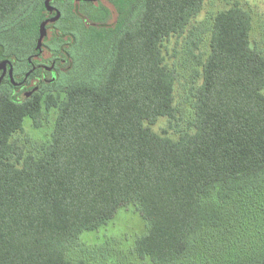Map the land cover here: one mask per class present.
I'll return each mask as SVG.
<instances>
[{
	"label": "trees",
	"instance_id": "trees-1",
	"mask_svg": "<svg viewBox=\"0 0 264 264\" xmlns=\"http://www.w3.org/2000/svg\"><path fill=\"white\" fill-rule=\"evenodd\" d=\"M32 1L0 0V33L21 36L31 18L16 17ZM135 1H119L114 30L94 32L100 57L63 94H0V264H79L69 252L81 235L129 203L149 222L135 248L151 264H264V248L238 231L246 199L264 192V51L252 14L237 2L218 11L205 49L189 33L182 51L200 81L173 137L152 128L178 112L180 73L163 42L205 0ZM44 107L57 114L35 153L16 133L27 118L40 127Z\"/></svg>",
	"mask_w": 264,
	"mask_h": 264
},
{
	"label": "rangeland",
	"instance_id": "rangeland-1",
	"mask_svg": "<svg viewBox=\"0 0 264 264\" xmlns=\"http://www.w3.org/2000/svg\"><path fill=\"white\" fill-rule=\"evenodd\" d=\"M235 2L246 7L252 14L251 38L255 45L264 51V0H205L202 10L193 18L185 32L181 35H173L163 42L165 61L169 66H175L180 73L175 86V102L178 107L177 118L169 119L161 117L152 128L160 133H165L177 137L180 132L187 128V121L190 118L191 87L199 81V75L195 74L193 67L201 70V67L186 59V53L182 50L186 48V43L192 37L200 41L201 49H205V40L209 37V29L215 14L226 9ZM37 2L34 5L36 7ZM33 8V9H34ZM26 19H18L19 22H27ZM37 30V21H30L21 36L15 33H0V43L4 45L7 53L16 52L18 56L24 57L30 49V45L36 40L31 37ZM31 34V35H30ZM94 32L79 33L70 47L72 58V70L63 71L52 86L45 87L46 92L63 94L69 84L80 81L83 77L73 80L75 74L85 70L88 63L98 59L99 44L96 43ZM30 35V36H29ZM58 46V45H57ZM207 49V48H206ZM202 51L199 48L196 52ZM70 82V83H69ZM43 123L36 127L31 118H27L23 125V130L16 133V137L27 144L35 153H38L41 146L45 144L52 133L56 119V110H47L44 107ZM252 211L244 214L242 223L239 225V242L242 241L249 248H264V209H260V204L264 208V192L256 195L253 201L246 199ZM149 229V222L143 218L138 206L129 203L118 208L114 217L105 225L95 231L84 232L79 240L76 249L69 252V257L79 264H151L149 259L142 258L137 254L136 241ZM235 238V237H234ZM233 238V239H234Z\"/></svg>",
	"mask_w": 264,
	"mask_h": 264
},
{
	"label": "flooded vegetation",
	"instance_id": "flooded-vegetation-1",
	"mask_svg": "<svg viewBox=\"0 0 264 264\" xmlns=\"http://www.w3.org/2000/svg\"><path fill=\"white\" fill-rule=\"evenodd\" d=\"M120 0H33L16 17L36 19V39L24 57L7 53L0 43V94L8 93L18 101L42 92L56 83L63 71L72 67L70 47L79 33L114 30L119 20ZM36 7L34 8L35 3ZM138 3V0L133 2ZM34 8V9H33ZM46 23L41 48H37L40 25ZM58 45V46H57Z\"/></svg>",
	"mask_w": 264,
	"mask_h": 264
},
{
	"label": "water",
	"instance_id": "water-1",
	"mask_svg": "<svg viewBox=\"0 0 264 264\" xmlns=\"http://www.w3.org/2000/svg\"><path fill=\"white\" fill-rule=\"evenodd\" d=\"M39 31H40V36H39V39H38L37 48H41V44H42L43 38H44L45 33H46V23L45 22H43L40 25Z\"/></svg>",
	"mask_w": 264,
	"mask_h": 264
}]
</instances>
